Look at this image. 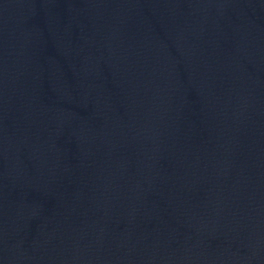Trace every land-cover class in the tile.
<instances>
[{"label": "water", "instance_id": "1", "mask_svg": "<svg viewBox=\"0 0 264 264\" xmlns=\"http://www.w3.org/2000/svg\"><path fill=\"white\" fill-rule=\"evenodd\" d=\"M0 264H264V0H0Z\"/></svg>", "mask_w": 264, "mask_h": 264}]
</instances>
